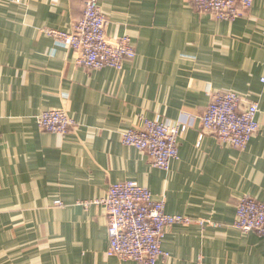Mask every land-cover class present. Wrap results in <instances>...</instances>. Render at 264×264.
I'll return each instance as SVG.
<instances>
[{"label": "crops", "instance_id": "0c3cea01", "mask_svg": "<svg viewBox=\"0 0 264 264\" xmlns=\"http://www.w3.org/2000/svg\"><path fill=\"white\" fill-rule=\"evenodd\" d=\"M82 0H0V264H137L108 257L104 198L133 181L192 219L168 229L157 264H264V240L235 228L244 196L264 202V0L235 21L200 13L194 0H104L109 39L136 50L122 70L78 66L42 29L68 32ZM259 107L245 149L207 134L212 92ZM64 110L77 127L43 132L37 117ZM142 119L186 124L168 171L125 146ZM86 203H90L85 205Z\"/></svg>", "mask_w": 264, "mask_h": 264}, {"label": "built area", "instance_id": "2783aa9c", "mask_svg": "<svg viewBox=\"0 0 264 264\" xmlns=\"http://www.w3.org/2000/svg\"><path fill=\"white\" fill-rule=\"evenodd\" d=\"M82 1V17L73 23L70 31L45 28L41 32L72 49L78 66L90 70H122L125 61L136 57L131 38L109 39L106 35L109 22L101 8L104 0ZM253 4L254 0H194L198 12L226 22L246 16ZM210 95L211 102L200 119L199 145L207 134H212L223 144L245 149L260 130L258 105L244 102L232 91ZM37 123L43 132L60 136L77 127V122L64 110L45 111L37 117ZM187 127L182 123L142 119L140 127L123 133L122 142L147 154L156 168L168 171L178 159L179 138ZM93 204L103 206L107 212L110 240L107 256L137 264H157L159 259L168 258L162 248L168 229L193 222L190 218L168 214L164 197L156 200L149 189L133 181L112 185L108 194ZM234 225L243 234L256 233L264 240V202L242 197Z\"/></svg>", "mask_w": 264, "mask_h": 264}]
</instances>
